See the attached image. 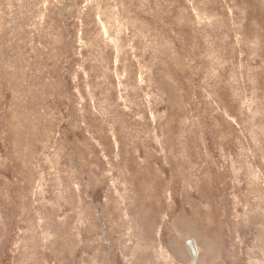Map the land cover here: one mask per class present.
<instances>
[{
  "label": "rangeland",
  "instance_id": "1",
  "mask_svg": "<svg viewBox=\"0 0 264 264\" xmlns=\"http://www.w3.org/2000/svg\"><path fill=\"white\" fill-rule=\"evenodd\" d=\"M264 264V0H0V264Z\"/></svg>",
  "mask_w": 264,
  "mask_h": 264
},
{
  "label": "water",
  "instance_id": "2",
  "mask_svg": "<svg viewBox=\"0 0 264 264\" xmlns=\"http://www.w3.org/2000/svg\"><path fill=\"white\" fill-rule=\"evenodd\" d=\"M184 243L191 257L190 264H196L199 255V247L197 245V242L193 238H186Z\"/></svg>",
  "mask_w": 264,
  "mask_h": 264
}]
</instances>
